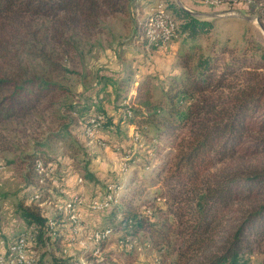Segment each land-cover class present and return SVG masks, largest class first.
I'll return each mask as SVG.
<instances>
[{
	"label": "rangeland",
	"instance_id": "374dc122",
	"mask_svg": "<svg viewBox=\"0 0 264 264\" xmlns=\"http://www.w3.org/2000/svg\"><path fill=\"white\" fill-rule=\"evenodd\" d=\"M138 1L132 0L126 12L103 19L98 32H66L53 38L48 21L35 19L25 24L14 39V63L28 74L49 77L63 90L43 100L23 119L9 123V130L4 132L10 147L0 149V250L24 227L15 210L19 199L28 198L40 189L43 193L40 207L48 215L62 213L57 224L49 217L52 223L49 228L54 234L57 226L61 243L37 244L28 239V253L35 259L40 257L50 263L56 254L80 264H161V252L142 230L128 235L121 224L106 238L94 240L92 233L106 224L108 209L91 211L82 206L76 222L80 231L77 237L72 236L73 222L68 212L63 211V205L80 194L87 200L104 196L106 185L113 184L116 197L121 198H118L120 206H125V200L131 198L136 210L154 217L163 216L161 211L166 209L168 201L179 204L177 192L181 186L172 187L175 181L168 176L179 140L188 135L187 128L157 138L153 129L144 126L139 143L130 145V138L136 140L134 127L122 124L115 131L95 128L96 136L91 137L83 129L84 122L76 110L85 105L92 113L100 105L106 107V116L117 117L123 110L120 105H125L135 92L133 87L126 89L118 84L119 77L128 74L133 80L141 78L138 74H153L149 80L155 87L153 100L161 98L158 92V86L163 84L161 79L170 69L183 71L175 66L176 55L188 47L183 35L176 41L170 35L153 40L160 33V30L151 33L156 27L153 17L161 10L171 18L167 8L170 10L173 4L199 12L198 17L213 22V29L196 39L199 56L223 57L222 61L226 62L230 55L239 58L234 75H226L221 87L203 92L195 100L198 105L228 107L233 93L244 84L242 73L249 70L253 60L259 59L260 49L264 47V0H217V5L203 2L212 0ZM193 65L194 62L189 63L190 70ZM258 71L264 76L263 68ZM35 152L52 158L55 176L60 175L61 183L51 176L40 184H28L24 156ZM235 164L259 167L264 164V152L252 157L234 156L221 166ZM77 177L82 180L77 181ZM260 259L261 254L255 251L249 264H259Z\"/></svg>",
	"mask_w": 264,
	"mask_h": 264
},
{
	"label": "trees",
	"instance_id": "16d2710c",
	"mask_svg": "<svg viewBox=\"0 0 264 264\" xmlns=\"http://www.w3.org/2000/svg\"><path fill=\"white\" fill-rule=\"evenodd\" d=\"M130 2L0 0V149L10 147L4 133L9 130V123L23 119L43 100L63 90L49 77L28 74L14 63V39L25 24L35 19L47 20L53 38L66 32L91 34L101 30L106 17L126 12ZM167 10L175 23L171 39L176 41L183 35L188 47L176 55L175 66L183 71L170 69L161 79V98L153 100L155 87L149 81L153 74H138L141 78L137 80L128 74L119 77L118 84L126 89L133 87L135 92L125 105H120L123 110L117 117L106 116V107L100 105L92 113L85 105L76 111L84 122L83 129L94 124L98 130L115 131L122 124L134 127L136 140L130 138V145L139 143L144 126L153 129L157 138L187 128L188 135L179 140L168 176L175 181L172 187L181 186L177 192L179 204L168 201L161 211L163 216L154 217L150 212L136 210L131 198L120 206L121 198L117 196L107 208L106 224L95 230L109 229L111 234L121 224L128 235L142 230L161 252V264H249L255 251L261 254L259 264H264V164L251 168L238 164L221 166L234 156L252 157L264 152V76L258 73L264 69V47L259 59L248 66L251 71L242 73L244 84L233 93L228 107L198 105L195 100L200 94L217 90L226 75H234L239 58L230 55L226 62L223 57L199 56L196 39L213 29V22L177 4ZM190 62H194L192 70L188 67ZM136 104L138 108L134 107ZM24 158L29 185L45 182L51 176L63 181L60 175L55 176L52 158L39 152L25 154ZM38 190L28 198L23 196L28 203L21 197L16 204V213L24 224L20 233L26 232L27 239L37 244H59L57 226L53 234L47 221L52 217L57 224L62 213L48 215L40 207L43 193ZM119 214L121 217H117ZM50 260L46 263L36 257L34 264H80L56 254Z\"/></svg>",
	"mask_w": 264,
	"mask_h": 264
},
{
	"label": "bare ground",
	"instance_id": "6f19581e",
	"mask_svg": "<svg viewBox=\"0 0 264 264\" xmlns=\"http://www.w3.org/2000/svg\"><path fill=\"white\" fill-rule=\"evenodd\" d=\"M211 2H218V1L212 0ZM162 17L167 19L168 22H170V25H166V32L168 33H165L164 30H160L159 34H156L153 36L154 41L157 39L162 40V39L168 38L169 35L171 36L172 33L174 32L175 25L172 19L164 14H162ZM159 21H160V14H157L156 16L153 17V24L157 25ZM95 128L96 127L94 124L92 126L91 125L86 126L84 130L87 135L91 136L94 134ZM37 166L40 168L41 167L40 163H38ZM81 180L82 178L78 177L77 181H81ZM111 187H114V189L110 190V193H107L104 196L102 195L101 197L94 199V201L93 200L88 201L84 196L77 195L71 198L69 201H67L65 205H63V211L68 212V215H69L68 218L72 220L73 222L71 225V230H70V233L72 236H76L80 231V226L76 222H77L78 217L80 216V214L78 215V211L80 212V209L82 206L87 207L91 211H102V210L107 209L112 204V202L116 201L115 186L113 184L107 185V188H111ZM98 206H103V207H98ZM47 222H48V226L52 228V223L50 222L49 218ZM95 231L92 234L95 241L102 240L110 235L109 229H105L103 231L102 230H95ZM25 240H28L27 233L21 232L13 241H11L10 243H7L8 249L4 252H0V264H1L2 259H5V262L7 264H34V262L36 261L35 256L33 254L28 253V250H27L28 243H25Z\"/></svg>",
	"mask_w": 264,
	"mask_h": 264
},
{
	"label": "built area",
	"instance_id": "2783aa9c",
	"mask_svg": "<svg viewBox=\"0 0 264 264\" xmlns=\"http://www.w3.org/2000/svg\"><path fill=\"white\" fill-rule=\"evenodd\" d=\"M203 2L206 3V4H212V5H217V4H219V3H217V2H209V1H203ZM157 11H159V14H160V21H159L158 24L156 25L155 29H153V30L151 31V33H155L156 30H164L165 33H168V32H166V25H170V22H168L167 19H165V18L162 17V11H161V10H157ZM95 134H96V132H94V136H96ZM107 193H110V189H109V188H107V191L104 192V195L107 194ZM80 196H83V195L80 194ZM88 200H93V198H88ZM93 201H94V200H93ZM98 207H103V206H98ZM78 213H80V212L78 211ZM95 233H96V231H95ZM120 242H121V241H120ZM25 243H28L27 240H25ZM25 243H24V244H25ZM7 249H8V247H5V248H4L3 250H1V251L4 252V251H6ZM20 255H21V254H20ZM1 264H7V263L5 262V259H2Z\"/></svg>",
	"mask_w": 264,
	"mask_h": 264
},
{
	"label": "water",
	"instance_id": "95a60500",
	"mask_svg": "<svg viewBox=\"0 0 264 264\" xmlns=\"http://www.w3.org/2000/svg\"><path fill=\"white\" fill-rule=\"evenodd\" d=\"M182 8H184V7H182ZM185 10H187V11H189L190 13H192V14H194V15H200L201 13H199V12H194V11H192V10H189V9H187V8H184ZM211 16H213V14H210ZM245 18H247L246 16H244Z\"/></svg>",
	"mask_w": 264,
	"mask_h": 264
},
{
	"label": "crops",
	"instance_id": "0c3cea01",
	"mask_svg": "<svg viewBox=\"0 0 264 264\" xmlns=\"http://www.w3.org/2000/svg\"><path fill=\"white\" fill-rule=\"evenodd\" d=\"M131 2H132V0H131ZM131 2H130V3H131ZM138 2L142 3L143 1H142V0H139ZM129 7H130V4H129Z\"/></svg>",
	"mask_w": 264,
	"mask_h": 264
}]
</instances>
